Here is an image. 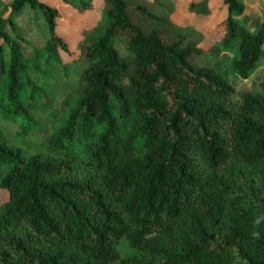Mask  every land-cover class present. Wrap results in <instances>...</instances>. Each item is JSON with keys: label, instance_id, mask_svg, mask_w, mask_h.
Returning <instances> with one entry per match:
<instances>
[{"label": "trees", "instance_id": "16d2710c", "mask_svg": "<svg viewBox=\"0 0 264 264\" xmlns=\"http://www.w3.org/2000/svg\"><path fill=\"white\" fill-rule=\"evenodd\" d=\"M102 1L79 61L65 62L57 8L0 0V264H264V73L236 101L225 76L197 62L220 43L251 78L264 22L251 32L236 18L242 0H221L223 35L204 48V31L173 18V0ZM188 10L209 15L210 2ZM25 11L47 28L30 56L16 22ZM61 80L62 124L13 146L11 125L35 131ZM123 243L133 255L122 257Z\"/></svg>", "mask_w": 264, "mask_h": 264}, {"label": "rangeland", "instance_id": "374dc122", "mask_svg": "<svg viewBox=\"0 0 264 264\" xmlns=\"http://www.w3.org/2000/svg\"><path fill=\"white\" fill-rule=\"evenodd\" d=\"M49 5L57 8L61 14V18L58 20L59 34L67 41L69 46V55L61 53V57L65 62H77L80 59V47L83 43V32L91 30L97 26L101 20L104 4L102 0H93L94 9L91 12H78L70 5L63 3L61 0H42ZM168 1V0H159ZM176 3V10L173 18L183 23L186 27L194 28L197 31H204V39L202 41L203 47L208 48L212 45L211 40L214 36H222L223 30L220 25L221 21L226 17V9L222 6L221 0H209L210 2V14L209 15H195L188 10L189 4L192 0H173ZM146 4V2L141 1ZM237 17V16H236ZM16 22L19 28L24 30L26 44L22 45L26 54L30 56L33 49L42 48L47 40V28L42 20V15L37 11H25L20 15ZM245 26V25H244ZM207 30V31H205ZM209 55L201 56L197 59V62L201 66H209L215 71L223 74L234 91V99L241 101L243 95L247 90L253 91L260 90V82L263 74L261 71L256 70L251 78L243 80L237 72L233 70L232 62L237 56V51L226 50L223 45L216 43L215 49ZM217 53L221 54V57L217 56ZM215 54V55H213ZM264 66V54L262 57ZM77 65H70L67 68L70 72H77ZM261 68V67H260ZM264 73V72H263ZM74 79L72 83H76ZM63 84H68L66 81H60L59 88L56 92L51 93L53 100V107L41 116L35 131L26 135L21 133L20 129L14 132V128L22 127L25 121H19L17 125H11L9 136L12 139L11 144L15 147L26 148L30 146V142H38L41 137H46L54 133V130L62 124L64 114L61 112L60 101L62 99V92L66 90L63 88ZM76 85H73L70 89L74 91ZM52 119V120H51ZM47 126L50 128L47 129ZM35 132V133H34ZM34 133V135H33ZM32 150V149H31ZM8 200V194L0 190V204L5 203ZM122 257H128L133 255L134 252L130 250L125 243L119 247Z\"/></svg>", "mask_w": 264, "mask_h": 264}, {"label": "crops", "instance_id": "0c3cea01", "mask_svg": "<svg viewBox=\"0 0 264 264\" xmlns=\"http://www.w3.org/2000/svg\"><path fill=\"white\" fill-rule=\"evenodd\" d=\"M245 6V12L236 18L242 22L251 32L259 29L264 22V0H242ZM263 74L264 66L259 68Z\"/></svg>", "mask_w": 264, "mask_h": 264}]
</instances>
